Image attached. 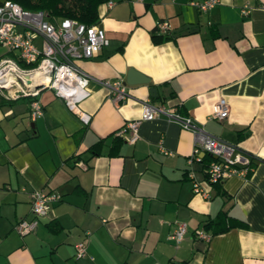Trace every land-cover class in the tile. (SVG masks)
<instances>
[{
    "label": "crops",
    "instance_id": "crops-1",
    "mask_svg": "<svg viewBox=\"0 0 264 264\" xmlns=\"http://www.w3.org/2000/svg\"><path fill=\"white\" fill-rule=\"evenodd\" d=\"M108 1L96 22L108 45L76 60L91 77L80 103L92 115L88 125L51 89L40 92L43 115L35 119L29 97L0 94V264H264V0H219L208 11L191 4L200 0ZM162 20L168 38L155 40ZM132 70L148 82L126 84L130 97L113 105L98 81L125 82ZM220 98L228 116L212 119ZM144 99L237 144L253 170L208 185L207 153L189 163L193 133L164 116L140 121L137 140L113 149L116 131L140 119ZM100 140V154L92 155L88 148ZM189 172L209 198L193 191ZM38 190L61 199L20 235L16 224L33 217ZM221 211L247 225L198 238L195 231ZM178 222L187 231L176 243L170 234ZM78 241L86 245L80 258Z\"/></svg>",
    "mask_w": 264,
    "mask_h": 264
},
{
    "label": "built area",
    "instance_id": "built-area-1",
    "mask_svg": "<svg viewBox=\"0 0 264 264\" xmlns=\"http://www.w3.org/2000/svg\"><path fill=\"white\" fill-rule=\"evenodd\" d=\"M143 1V0H137ZM219 0L193 1L191 4L200 11H208ZM108 6L113 2L108 1ZM248 13L247 8L242 9ZM157 33L164 35L170 31L167 20L156 24ZM109 40L103 28L97 23L84 24L72 18L52 19L46 11L29 10L12 0L0 3V44L6 46L13 55L0 59V94L6 99L30 98V116L32 119L43 115V105L39 94L44 89H51L66 104L67 108L83 123L88 125L92 115L80 108V103L90 95V76L76 64L78 59H89L99 54ZM26 77V78H25ZM108 90V99L118 105L130 97L126 83L122 79H103L98 81ZM142 113L140 119L128 121L117 134L129 133L126 140L134 143L138 138V126L142 120H153L164 116L180 127L190 130L194 135L193 154L188 159L201 160L199 152L213 157L205 166V179L208 185H214L233 175L246 177L254 168L253 158L237 144L225 141L198 126L192 118L182 115L173 106L154 103L150 99L140 101ZM229 107L224 98L213 106L210 117L222 120L228 116ZM192 189L195 193L209 198L210 191L193 178ZM61 196L56 192L35 191L31 197L30 220L21 219L16 224L20 235L36 229L39 218L46 216L52 205ZM187 231L186 223L178 222L170 238L179 243ZM195 235L209 240L211 234L204 228L195 231ZM75 257L86 254L84 241L75 245Z\"/></svg>",
    "mask_w": 264,
    "mask_h": 264
},
{
    "label": "trees",
    "instance_id": "trees-1",
    "mask_svg": "<svg viewBox=\"0 0 264 264\" xmlns=\"http://www.w3.org/2000/svg\"><path fill=\"white\" fill-rule=\"evenodd\" d=\"M25 9L29 10H43L47 14L56 20H61L63 18H72L84 24H95L98 20V6L107 0H12ZM169 33V32H168ZM168 33L161 35L156 33L154 29L152 31V36L155 40H162L163 38H168ZM7 54L13 55L12 52L7 50ZM6 99L5 97H2ZM9 100V99H7ZM119 131V130H118ZM114 135L113 149H117L124 138L125 134ZM103 145V140L98 141L94 145L88 148V151L92 155L100 154ZM208 156V157H207ZM209 154L203 156V160H211ZM208 162V161H207ZM246 222L242 219H238L228 215L225 211L219 212V214L213 220L208 221L204 224L203 228L209 232L211 235H216L228 231L233 227H244Z\"/></svg>",
    "mask_w": 264,
    "mask_h": 264
},
{
    "label": "water",
    "instance_id": "water-1",
    "mask_svg": "<svg viewBox=\"0 0 264 264\" xmlns=\"http://www.w3.org/2000/svg\"><path fill=\"white\" fill-rule=\"evenodd\" d=\"M1 2H3V0H0V3ZM143 82H148V79H146L140 73H137L133 70L128 72V75H127L126 80H125L126 84H136V83H143ZM150 93L152 94V96L155 97L157 95L156 88L151 87Z\"/></svg>",
    "mask_w": 264,
    "mask_h": 264
},
{
    "label": "rangeland",
    "instance_id": "rangeland-1",
    "mask_svg": "<svg viewBox=\"0 0 264 264\" xmlns=\"http://www.w3.org/2000/svg\"><path fill=\"white\" fill-rule=\"evenodd\" d=\"M7 50H8V48L6 46L0 44V53H3L5 51H7ZM5 56H10V55L9 54H6Z\"/></svg>",
    "mask_w": 264,
    "mask_h": 264
},
{
    "label": "bare ground",
    "instance_id": "bare-ground-1",
    "mask_svg": "<svg viewBox=\"0 0 264 264\" xmlns=\"http://www.w3.org/2000/svg\"><path fill=\"white\" fill-rule=\"evenodd\" d=\"M26 78V77H25Z\"/></svg>",
    "mask_w": 264,
    "mask_h": 264
}]
</instances>
